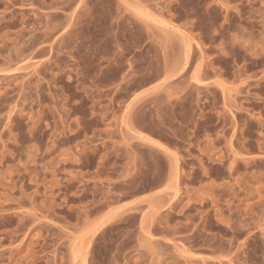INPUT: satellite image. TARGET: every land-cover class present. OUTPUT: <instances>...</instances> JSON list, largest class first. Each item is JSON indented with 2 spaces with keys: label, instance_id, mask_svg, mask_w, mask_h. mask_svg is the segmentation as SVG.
Masks as SVG:
<instances>
[{
  "label": "rangeland",
  "instance_id": "374dc122",
  "mask_svg": "<svg viewBox=\"0 0 264 264\" xmlns=\"http://www.w3.org/2000/svg\"><path fill=\"white\" fill-rule=\"evenodd\" d=\"M0 264H264V0H0Z\"/></svg>",
  "mask_w": 264,
  "mask_h": 264
}]
</instances>
